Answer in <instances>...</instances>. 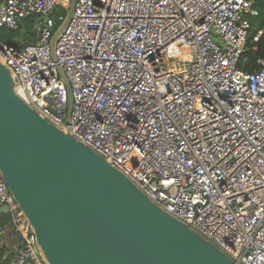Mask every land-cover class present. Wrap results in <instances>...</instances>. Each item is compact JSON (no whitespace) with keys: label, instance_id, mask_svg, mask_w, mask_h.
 Segmentation results:
<instances>
[{"label":"built area","instance_id":"2783aa9c","mask_svg":"<svg viewBox=\"0 0 264 264\" xmlns=\"http://www.w3.org/2000/svg\"><path fill=\"white\" fill-rule=\"evenodd\" d=\"M69 6L0 0L14 93L233 264H264V59L238 67L251 1L74 0L52 47ZM28 19L35 44L3 40ZM0 207L19 239L0 264H46L1 172Z\"/></svg>","mask_w":264,"mask_h":264},{"label":"water","instance_id":"95a60500","mask_svg":"<svg viewBox=\"0 0 264 264\" xmlns=\"http://www.w3.org/2000/svg\"><path fill=\"white\" fill-rule=\"evenodd\" d=\"M73 6L70 0L52 47ZM66 86L69 123L72 100ZM0 172L46 264H233L90 148L40 118L14 93L11 73L2 64Z\"/></svg>","mask_w":264,"mask_h":264},{"label":"trees","instance_id":"16d2710c","mask_svg":"<svg viewBox=\"0 0 264 264\" xmlns=\"http://www.w3.org/2000/svg\"><path fill=\"white\" fill-rule=\"evenodd\" d=\"M253 9L257 12L256 17L248 18L249 29L248 37L245 44V50L240 57L238 67L244 71L251 73L257 70V61L264 59V35L257 42H253L252 38L259 29L264 28V0H254L252 3ZM63 12V11H62ZM33 24V19L25 23L29 29ZM29 36V35H28ZM35 39L30 38L29 44H35Z\"/></svg>","mask_w":264,"mask_h":264},{"label":"crops","instance_id":"0c3cea01","mask_svg":"<svg viewBox=\"0 0 264 264\" xmlns=\"http://www.w3.org/2000/svg\"><path fill=\"white\" fill-rule=\"evenodd\" d=\"M7 213H4L0 207V243L7 258L13 259L19 246V239L10 225Z\"/></svg>","mask_w":264,"mask_h":264},{"label":"rangeland","instance_id":"374dc122","mask_svg":"<svg viewBox=\"0 0 264 264\" xmlns=\"http://www.w3.org/2000/svg\"><path fill=\"white\" fill-rule=\"evenodd\" d=\"M251 3L254 2V0H250ZM69 10V9H68ZM59 12V9H56L55 13ZM68 13V12H67ZM63 14L65 15L66 12H63ZM29 20L32 19H28L26 21H23L20 25V30L16 31V32H10L9 35L7 36H1L3 38V40L7 43L13 44V45H22V44H29L30 38L32 40L33 37V24L30 25L29 29L27 28V26L25 25V23ZM62 25L61 23H59L57 25V28ZM29 35V36H28Z\"/></svg>","mask_w":264,"mask_h":264}]
</instances>
